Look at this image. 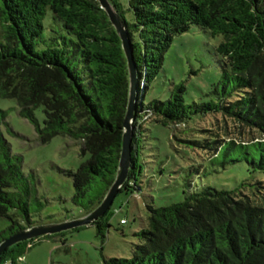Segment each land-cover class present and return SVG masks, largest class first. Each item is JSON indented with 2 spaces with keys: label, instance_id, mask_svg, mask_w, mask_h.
I'll return each mask as SVG.
<instances>
[{
  "label": "trees",
  "instance_id": "trees-1",
  "mask_svg": "<svg viewBox=\"0 0 264 264\" xmlns=\"http://www.w3.org/2000/svg\"><path fill=\"white\" fill-rule=\"evenodd\" d=\"M109 2L125 24L139 78L133 126L145 117L166 127L219 114L256 135L240 143L214 134L213 140L184 142L211 152L209 157L223 166L244 162L263 180L245 182L239 191L207 187L167 207L147 205V222L134 233L137 243L130 257L103 258V263L264 264V0H127L132 24L115 0ZM47 11L66 37L44 39ZM192 26L223 38L215 49L221 70L211 92L215 100L187 105L179 85L167 101L143 105L164 54ZM128 86L120 39L97 0H0V99L16 102L19 117L33 125L42 145L68 137L81 144L82 155H89L76 172H67L71 202L80 216L101 203L114 181ZM39 108L42 127L34 115ZM7 116L0 110V221H9L0 230V243L35 225L24 200L30 190L22 157L12 153L5 138ZM136 134L134 129L131 169L119 191L126 196L140 191ZM117 210L111 206L91 225L102 242ZM28 242L8 248L0 264H15Z\"/></svg>",
  "mask_w": 264,
  "mask_h": 264
},
{
  "label": "rangeland",
  "instance_id": "rangeland-1",
  "mask_svg": "<svg viewBox=\"0 0 264 264\" xmlns=\"http://www.w3.org/2000/svg\"><path fill=\"white\" fill-rule=\"evenodd\" d=\"M115 1L126 22L132 24L134 17L127 0ZM43 27V37L48 42L67 36L61 25L53 22L50 11ZM222 39L196 26L176 37L164 54L160 73L144 94L143 105L153 100L167 101L173 87L179 85L184 87L183 99L187 105L215 100L211 92L218 85L221 73L215 49ZM0 110L8 113L10 130L5 138L11 151L22 157L21 171L30 190L24 200L32 221L35 225H45L79 217V210L71 202L74 192L67 172H76L89 159V155L81 154V144L57 136L42 145L33 125L19 117L14 100L0 99ZM34 115L42 127L43 109H37ZM134 129H137V165L141 169L136 174L140 191L132 196L124 193L116 196L112 208L121 211L104 230L103 242L94 226L66 231L62 237H41L26 243L28 249L15 259V264H104L103 258H129L133 244L137 243L134 233L146 225L147 205L167 207L207 187L239 191L245 182L263 180L260 173L249 171L244 162L223 166L220 159L209 157L211 152L184 142L213 140L214 134L218 139L240 143L256 135L219 114L193 117L185 124L166 127L148 117ZM121 220H126V224L120 225ZM8 224V220L0 221V230Z\"/></svg>",
  "mask_w": 264,
  "mask_h": 264
},
{
  "label": "water",
  "instance_id": "water-1",
  "mask_svg": "<svg viewBox=\"0 0 264 264\" xmlns=\"http://www.w3.org/2000/svg\"><path fill=\"white\" fill-rule=\"evenodd\" d=\"M97 2L100 8L106 13L110 24L115 29L120 39L128 71V100L122 124L123 133L121 139V149L114 181L101 203L93 211L60 223L35 225L19 231L0 243V257L8 248L16 244L38 239L44 236L56 235L81 227L91 226L98 219L103 217L104 214L111 208L114 199L119 194V191L124 183L127 181L128 173L131 169L132 141L134 137L133 122L135 119L139 78L137 76V70L133 60L131 43L129 41L123 20L110 4L109 0H97Z\"/></svg>",
  "mask_w": 264,
  "mask_h": 264
},
{
  "label": "built area",
  "instance_id": "built-area-1",
  "mask_svg": "<svg viewBox=\"0 0 264 264\" xmlns=\"http://www.w3.org/2000/svg\"><path fill=\"white\" fill-rule=\"evenodd\" d=\"M145 118H146V117H145ZM115 213L118 214V213H119L118 210H117ZM125 222H126L125 220H121V221H120V224H125ZM4 264H9V263H4Z\"/></svg>",
  "mask_w": 264,
  "mask_h": 264
}]
</instances>
